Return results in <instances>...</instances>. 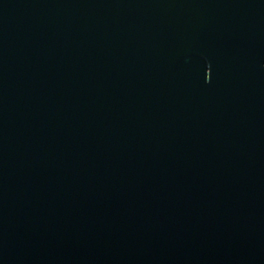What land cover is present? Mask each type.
<instances>
[{"label": "water", "instance_id": "95a60500", "mask_svg": "<svg viewBox=\"0 0 264 264\" xmlns=\"http://www.w3.org/2000/svg\"><path fill=\"white\" fill-rule=\"evenodd\" d=\"M0 264H264V0H0Z\"/></svg>", "mask_w": 264, "mask_h": 264}]
</instances>
